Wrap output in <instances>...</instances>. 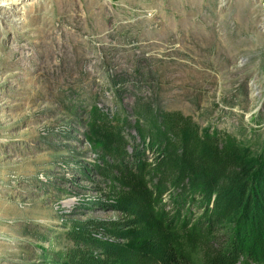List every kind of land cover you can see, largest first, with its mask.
I'll return each mask as SVG.
<instances>
[{
  "label": "rangeland",
  "instance_id": "obj_1",
  "mask_svg": "<svg viewBox=\"0 0 264 264\" xmlns=\"http://www.w3.org/2000/svg\"><path fill=\"white\" fill-rule=\"evenodd\" d=\"M14 1L0 5V264H74L80 249L132 264L85 242L137 241L91 222L127 219L98 168L115 163L100 115L132 151L144 138L160 149L162 112L180 111L264 164V0ZM233 226L211 241L230 244ZM232 248V264H260Z\"/></svg>",
  "mask_w": 264,
  "mask_h": 264
},
{
  "label": "trees",
  "instance_id": "obj_2",
  "mask_svg": "<svg viewBox=\"0 0 264 264\" xmlns=\"http://www.w3.org/2000/svg\"><path fill=\"white\" fill-rule=\"evenodd\" d=\"M98 119L95 129L102 137L101 146L115 161L98 168L111 179L113 206L127 219L91 222L115 239L137 241L125 245L97 241L91 235L79 240L132 264H232L228 258L232 247L231 255L241 253L245 260L263 264L264 164L258 170L250 167L232 136L202 132L180 111L162 112L160 149L144 138L129 151L123 128L104 115ZM167 191L171 192L169 210L158 203ZM194 210L199 218L192 222ZM228 221H234L230 244L216 246L211 241L214 225ZM71 259L74 264L102 262L84 249L75 251Z\"/></svg>",
  "mask_w": 264,
  "mask_h": 264
},
{
  "label": "bare ground",
  "instance_id": "obj_3",
  "mask_svg": "<svg viewBox=\"0 0 264 264\" xmlns=\"http://www.w3.org/2000/svg\"><path fill=\"white\" fill-rule=\"evenodd\" d=\"M16 2L14 0H1L0 1V5H3V6H8V5H13L15 4ZM17 16V15H16Z\"/></svg>",
  "mask_w": 264,
  "mask_h": 264
}]
</instances>
